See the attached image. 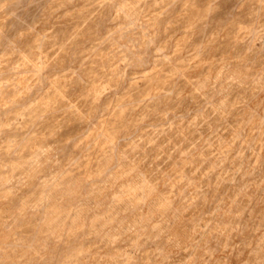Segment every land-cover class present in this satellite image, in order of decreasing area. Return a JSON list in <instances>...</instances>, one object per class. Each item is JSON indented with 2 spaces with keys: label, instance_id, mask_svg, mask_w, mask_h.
I'll list each match as a JSON object with an SVG mask.
<instances>
[{
  "label": "clouds",
  "instance_id": "obj_1",
  "mask_svg": "<svg viewBox=\"0 0 264 264\" xmlns=\"http://www.w3.org/2000/svg\"><path fill=\"white\" fill-rule=\"evenodd\" d=\"M0 264H264V0H0Z\"/></svg>",
  "mask_w": 264,
  "mask_h": 264
}]
</instances>
